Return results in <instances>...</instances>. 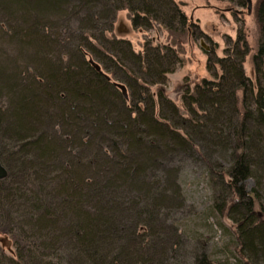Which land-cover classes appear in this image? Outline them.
Returning a JSON list of instances; mask_svg holds the SVG:
<instances>
[{
	"label": "trees",
	"instance_id": "1",
	"mask_svg": "<svg viewBox=\"0 0 264 264\" xmlns=\"http://www.w3.org/2000/svg\"><path fill=\"white\" fill-rule=\"evenodd\" d=\"M124 9L133 28L158 24L169 34L201 36L174 0H0V16L20 21L6 29L28 64L7 72L0 59V94L9 101L0 111V141L8 139L22 158L0 180V233L10 234L13 245L7 253L0 244V264H156L153 251L139 243L114 253L102 243L123 237L121 215L128 217L140 198L146 202L136 216L145 217L131 226L149 222L148 208L159 206L166 189L160 193L157 181H145L148 170L165 152L183 149L202 154L211 169L206 159L226 154L228 168L214 171L212 209L235 225L234 262L264 264V191L261 197L258 186L264 185V0L254 13L259 41L253 77L244 71L249 48L239 30L224 55L205 51L211 77L186 86L182 108L164 90L166 74L181 65L178 54L148 42L135 52L117 39L113 22ZM88 57L112 78L144 89L142 106L133 95L127 103ZM65 146L90 154L52 164L69 156ZM250 177L256 186L247 191L239 183ZM121 187L140 198L115 200ZM61 238L74 243L68 259L59 251Z\"/></svg>",
	"mask_w": 264,
	"mask_h": 264
},
{
	"label": "rangeland",
	"instance_id": "2",
	"mask_svg": "<svg viewBox=\"0 0 264 264\" xmlns=\"http://www.w3.org/2000/svg\"><path fill=\"white\" fill-rule=\"evenodd\" d=\"M174 1L184 11L187 18L191 19H189L190 22L196 24L197 30L201 32L200 37L190 36L189 34L184 36L169 34L166 29L158 24H153L150 29L146 30L133 28L128 11L125 9L117 12L111 32L117 39H124L130 42L135 52L142 51L143 46L147 42L152 46H171L176 51L181 60V65L177 66L172 73L166 74V84L164 85L166 97L171 102L182 108L181 94L185 91L186 86H189L190 89L201 79H210L212 72L206 67L207 55L205 51H212L217 56L224 55V49L229 47L231 45L230 42L236 39L239 30L244 33L249 48V54L243 63L244 71L248 76L253 77L252 55L255 53L259 41V30L254 14L258 0H251L252 7L250 12L247 10L245 0H242V4L241 0ZM8 20V18L0 16V59L4 63L6 62V71L14 68L22 70L28 64L23 63V56H20L22 52H19L20 49L17 48L16 43L9 36L6 29V26L10 28L20 25V21L18 17L11 21ZM71 21L70 25L73 28L71 32H73L76 28L72 25L76 26L77 21L74 19ZM65 32L62 33L67 36L68 33ZM77 33L76 31L74 34ZM61 38L64 41L66 39L64 36ZM88 59L91 58L88 57ZM97 64L99 65V63ZM100 68L103 72L102 74L109 77V80L106 79L111 84L114 82L123 83L127 97L133 95L135 98H141L139 101L141 103L140 106H142L145 99L148 98V93L144 89L142 90L134 84L130 88L121 80L111 78L110 74L106 73L101 66ZM114 88L123 96L118 87L114 85ZM149 88V93H153L155 100V92L158 86L153 85ZM126 102L129 103V99L126 98ZM8 106V97L0 94V111L6 112L9 108ZM4 119H7V116ZM94 138L95 140L97 139L96 137ZM66 146L65 156H69H66V159L64 156H58V161H52V164L61 163L62 160L64 162L71 161V157H78V155L81 158H86L90 154L81 149ZM105 149L110 152L111 146H106ZM15 151L16 149H14L8 139L5 138L3 142L0 141V161L7 172L10 167L15 166L16 158L22 159ZM91 153L96 155L95 150L91 151ZM107 154L111 159H116V157L113 158L115 154L112 151ZM225 155L219 153L218 156L214 154L211 159L207 158L206 160H210L211 165H214L215 169H211L203 160L202 154L199 157L195 151L183 149L175 150L171 153L165 152L163 157L159 159L161 165H158L159 161L156 162L158 163L157 167H151L145 179L149 183L150 181H157L158 192L164 187L166 189V192H160L161 196L158 199L161 202L159 206L148 208L151 216L149 222L147 224H138L136 227L134 225L131 226L135 224L137 217L141 220L144 219L145 215H141V212L139 216L136 215L139 213V205L141 207L146 201L138 197L137 193L129 192L128 194V192H121L124 191L121 187L122 190L116 192L115 200L118 199L123 202L135 200L136 198L142 200L139 205L137 204V207L132 206L134 209L130 211L128 217L125 216V213L121 215V221L123 222L121 230L124 232L121 231V235L123 237L119 240L114 239L112 244H109V242L102 243L103 248L107 251L108 247H111V251L114 253L115 248V251L119 252L120 247L128 246L132 250L134 246L137 249L139 243L140 247H149V250L153 251L156 264H237V262H234L237 255L235 250V225L226 216L218 215L211 206L216 187L218 186L213 180L214 171L224 170V167L228 168L229 165V160ZM26 159L31 158L26 157ZM31 166L33 167V165ZM57 173L53 172L51 175L56 177ZM86 176H90V174ZM102 176L106 177V175ZM101 182L103 183L102 180ZM239 185L249 191L256 186V182L254 178L250 177L239 183ZM258 186L262 197L264 185L262 183ZM110 199V202L112 201L111 203L115 205V200L113 198ZM114 205L111 207L114 208ZM84 207L87 210V206ZM68 215L70 217V213ZM53 219L55 220L56 218ZM62 222L63 220H59L56 225H61ZM60 232L57 231V235ZM0 244L7 253H10L13 249L11 235L0 233ZM58 246L60 248L59 251L67 259L69 257L66 255L70 256L69 254L74 252L72 249L75 246L72 241L61 238ZM116 254L121 255L120 253Z\"/></svg>",
	"mask_w": 264,
	"mask_h": 264
},
{
	"label": "water",
	"instance_id": "3",
	"mask_svg": "<svg viewBox=\"0 0 264 264\" xmlns=\"http://www.w3.org/2000/svg\"><path fill=\"white\" fill-rule=\"evenodd\" d=\"M245 1H246V3H247V10H248V12H250L251 7H252V1H251V0H245ZM88 60H89V63L94 67V69H95L97 72H99V73H101V74L103 73V72L101 71L100 66H99L97 63H95L92 59H88ZM103 75L109 80V77H108V76H106L105 74H103ZM113 84L121 90L123 97L126 99V98H127V93H126V88H125V86H124L123 84L116 83V82H114ZM6 176H7V170H6V168L2 165V163L0 162V180H1V179H4Z\"/></svg>",
	"mask_w": 264,
	"mask_h": 264
},
{
	"label": "bare ground",
	"instance_id": "4",
	"mask_svg": "<svg viewBox=\"0 0 264 264\" xmlns=\"http://www.w3.org/2000/svg\"><path fill=\"white\" fill-rule=\"evenodd\" d=\"M188 26V25H187ZM121 40V39H120ZM112 78V77H111ZM123 84V83H122ZM6 238V237H5Z\"/></svg>",
	"mask_w": 264,
	"mask_h": 264
}]
</instances>
